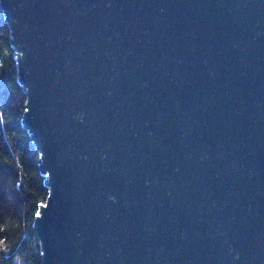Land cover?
<instances>
[{"label":"water","instance_id":"obj_1","mask_svg":"<svg viewBox=\"0 0 264 264\" xmlns=\"http://www.w3.org/2000/svg\"><path fill=\"white\" fill-rule=\"evenodd\" d=\"M0 8L43 264H264V0Z\"/></svg>","mask_w":264,"mask_h":264},{"label":"trees","instance_id":"obj_2","mask_svg":"<svg viewBox=\"0 0 264 264\" xmlns=\"http://www.w3.org/2000/svg\"><path fill=\"white\" fill-rule=\"evenodd\" d=\"M26 100L0 8V264H43L36 217L49 187L32 130L23 123Z\"/></svg>","mask_w":264,"mask_h":264}]
</instances>
